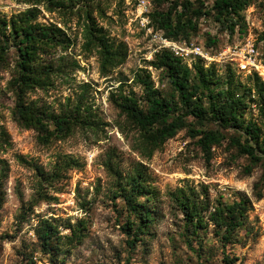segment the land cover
Segmentation results:
<instances>
[{
  "label": "rangeland",
  "instance_id": "obj_1",
  "mask_svg": "<svg viewBox=\"0 0 264 264\" xmlns=\"http://www.w3.org/2000/svg\"><path fill=\"white\" fill-rule=\"evenodd\" d=\"M146 1L147 6L138 0H126L125 4L108 0L106 16L99 21L111 37L125 41L129 47L127 61L108 76L101 73L98 57L83 49V19L60 17L45 10L40 18L46 23L67 21L66 27H70L68 32L74 39L70 53L79 61L80 68L56 77L49 88L32 91L30 99L59 112L83 95L98 114L96 127L78 128L66 139L41 143L35 130L20 126L14 119L15 98L8 89L11 71H0V125L11 136V144H0V161L5 160L9 167L0 209V264H24L28 257H33L36 264H226V255L232 264H264L263 167L254 165L251 173H246L249 157L230 142V136L244 135L242 129L223 128L210 121L206 129H220L226 135L220 146L213 147L212 157L204 154L197 138L190 136L187 129L179 130L150 159H142L132 147L135 130L124 122L125 116L112 99L120 82L126 80L124 89L134 91L144 104V88L135 77L139 69L146 67L156 87L164 94L171 92L165 71L148 63L158 51L144 23L153 9L166 10L172 0H162L160 4ZM203 1L206 5L213 2ZM27 7L15 0H0V11L7 16ZM245 21V33L239 30L229 34L204 17L199 28L189 32L191 40L176 41L198 42L212 56L220 57L230 44L251 35L264 52V40H258L264 31V0H257L247 8ZM210 37L216 43L209 44ZM59 54L58 51L57 57ZM226 60L214 63L221 77L214 85L217 90L225 87ZM193 63L186 64L192 67ZM235 71L242 95L245 86H253L254 79ZM261 80L264 82L262 77ZM253 94L252 98L248 97L249 107L243 119L261 122L263 114L258 101L252 100L257 99L255 91ZM203 101L208 105L206 98ZM67 157H73L77 166L52 185L45 183L47 199H40L30 213L28 207L39 198L41 185L37 167L51 171L58 161ZM110 157L124 173L142 162L149 175L151 193L139 196L138 200L145 204L152 223L132 247L128 239H133L136 226L130 230L128 224L137 222V216L123 196L115 193L116 180L106 167ZM183 195L189 196L202 213V226L195 227L185 218L179 204ZM242 198L248 200L243 225L230 240L222 238L210 215L221 202L233 203ZM23 206L27 210L24 221L20 216ZM45 219L57 225L62 235L71 233L70 225L82 229V241L63 238L57 249L44 253L37 230Z\"/></svg>",
  "mask_w": 264,
  "mask_h": 264
},
{
  "label": "trees",
  "instance_id": "obj_2",
  "mask_svg": "<svg viewBox=\"0 0 264 264\" xmlns=\"http://www.w3.org/2000/svg\"><path fill=\"white\" fill-rule=\"evenodd\" d=\"M27 4V9L11 16L0 11V71L10 70L11 79L8 89L15 98L13 116L17 123L37 132L39 141L49 144L56 139H66L78 128H93L99 123L94 107L84 100L83 95L74 103H69L59 112L50 111L29 94L36 89H46L54 85L58 76L66 75L69 70L80 68L79 61L70 53L74 44L67 26V21L46 23L40 18L43 11L58 13L60 17L74 16L83 19V49L95 54L100 62V71L108 76L116 68L124 64L129 56V47L125 41H119L107 32L99 18L106 16L108 0H15ZM126 0H120L125 4ZM160 4L162 0H155ZM257 0H213L206 5L203 0H172L166 10L153 9L149 13L150 24L157 30L175 40H191L189 32L196 31L199 21L207 17L229 34L236 31L245 33L246 10ZM247 33L245 34V36ZM244 36V37H245ZM209 44L216 43L210 37ZM264 40V31L258 38ZM14 50V51H13ZM58 51L61 53L57 57ZM154 68L163 69L169 85L170 94H164L156 87L148 68L139 69L136 81L144 88V104L134 91L124 89L125 81H121L112 99L120 113L125 116L126 124L135 135L132 147L142 159H150L161 149L165 142L174 137L179 130L187 129L190 136L197 138V144L208 157H212L213 147L220 146L226 135L220 129L205 126L211 121L219 127L242 129L241 137L230 136V142L239 148L250 159L245 169L250 174L254 165L261 164L264 178V82L257 73L250 74L254 79L253 86H245L240 95V83L236 79V69L230 64L227 76L223 81L225 87L216 89L214 85L221 81L216 73V64L205 66L202 59H197L192 67L169 50L155 53L148 62ZM89 85V84H87ZM262 112L261 122L254 119H243L248 105V97L254 95ZM207 99L208 105L203 101ZM122 129H124L122 127ZM0 144H11V136L7 129L0 125ZM77 166L73 157H67L56 163L51 171L37 167L40 178L39 198L31 203L30 213L40 199H47L43 190L45 183L52 185L64 177L66 172ZM106 167L116 180L118 196H123L130 211L136 213L137 222L128 224L134 229L133 239L128 244L135 246L141 235L145 234L152 223V217L145 204L138 200L139 196L151 193L148 183L149 175L142 162H137L130 171L124 173L119 164L108 158ZM9 177V167L5 160L0 161V209L3 207V185ZM247 198L233 203L221 202L210 215L218 234L230 240L243 225L247 210ZM179 204L185 218L195 227L204 224V217L189 196L179 197ZM26 207H22L21 219L26 220ZM137 224V225H136ZM71 233L62 235L59 227L45 219L37 230L41 249L51 253L57 249L63 238L71 241H82V229L70 225ZM226 264H232L226 255ZM24 264H36L33 257L26 258Z\"/></svg>",
  "mask_w": 264,
  "mask_h": 264
},
{
  "label": "built area",
  "instance_id": "obj_3",
  "mask_svg": "<svg viewBox=\"0 0 264 264\" xmlns=\"http://www.w3.org/2000/svg\"><path fill=\"white\" fill-rule=\"evenodd\" d=\"M141 5L147 6L146 0H138ZM149 17V14L147 15ZM150 17L146 19L144 25L147 26L152 40L155 42L156 50H169L174 55L180 57L184 63H193L197 59H202L206 65L226 59V62L235 67L238 72L247 75L257 73L264 79V52L261 51L257 39L247 36L242 41L230 44L220 53V57L210 54L207 49L198 42L183 41L178 42L167 37L162 31L155 30L150 24Z\"/></svg>",
  "mask_w": 264,
  "mask_h": 264
}]
</instances>
